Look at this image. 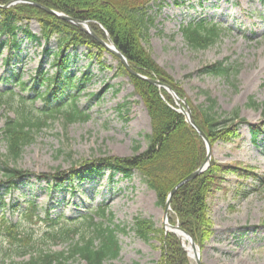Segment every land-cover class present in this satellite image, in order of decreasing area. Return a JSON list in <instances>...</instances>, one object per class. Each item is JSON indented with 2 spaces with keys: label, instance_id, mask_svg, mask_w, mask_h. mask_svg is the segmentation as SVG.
<instances>
[{
  "label": "rangeland",
  "instance_id": "374dc122",
  "mask_svg": "<svg viewBox=\"0 0 264 264\" xmlns=\"http://www.w3.org/2000/svg\"><path fill=\"white\" fill-rule=\"evenodd\" d=\"M148 13L154 23L147 47L195 104L205 103L208 94L223 110L237 109L255 125L264 122L262 107L249 105L252 98L257 103L264 102V0H161L152 3ZM201 19L219 24L223 34L209 48L194 49L187 43L182 27ZM21 26L16 42L4 43L0 48V89L20 93V82L14 79L19 74L28 84L24 94L31 104L36 95L31 87L47 90V84H40L36 79L39 69L50 75L58 72L55 64L58 42L56 38L47 43L27 37L25 29L41 34V25L35 19L24 21ZM5 39L0 36V44ZM68 54L69 68L62 74L72 77L73 84L68 83L63 98L69 100L70 94L77 95L80 107L91 118L68 126L60 118L36 134L16 164H10L28 171L30 176L13 190L0 185V210L13 222L22 221L34 201L42 221L36 219L31 223L26 219L22 224L42 241L45 232L54 229L50 226L52 220L60 218L59 223L70 224V220L79 223L86 214L107 208L113 214L112 220H103L99 215L98 221L124 229L117 231L121 245L118 258L103 264H156L162 256V241L159 237L150 241L142 239L135 224L140 217L151 219L157 228H163L165 210L139 171L124 175L105 169L82 178L77 176L64 185H56L51 180L57 171L68 172L85 161L128 157L137 152V146H140L138 152H143L148 147L146 136L152 131L145 104L130 77L119 73L118 61L112 54H102L85 46L71 49ZM218 61L233 67L231 77L201 72ZM32 104L33 113L38 115L45 102L39 99ZM14 114L8 107L0 106V130L6 117ZM240 133L232 142L216 143L213 157L221 162H240L253 167L258 176L229 174L224 182L226 188L210 197L215 233L202 250L205 264H264V131L254 136L245 124ZM6 152L1 133L0 154ZM4 160L0 155V180H6ZM37 174L49 177L39 178ZM17 203H20L19 211L14 207ZM169 218L173 221L171 211ZM70 246V241H63L59 245L39 247L67 254ZM7 247L9 243L0 239V257ZM29 258L15 255L14 261L19 263ZM63 264L88 263L76 256Z\"/></svg>",
  "mask_w": 264,
  "mask_h": 264
},
{
  "label": "trees",
  "instance_id": "16d2710c",
  "mask_svg": "<svg viewBox=\"0 0 264 264\" xmlns=\"http://www.w3.org/2000/svg\"><path fill=\"white\" fill-rule=\"evenodd\" d=\"M12 1L16 0H0V4L7 5ZM31 1L78 19L88 20L94 31L104 39L107 38L108 33L128 58L134 70L170 84L182 98L187 100L195 121L206 133L212 146L218 142L228 143L239 138L241 126L245 124L250 126L254 136L259 131H264V122L255 125L242 117L237 109L225 111L219 106L218 101L208 94L205 103L195 104L188 97L181 83L156 61L146 45L150 40V27L154 23V18L149 15L148 10L152 3L161 0ZM33 19L40 23L41 34L38 36L25 29L26 35L38 41L44 39L47 43L56 38L58 50L55 53V64L59 71L50 75L39 69L36 79L40 84H47V90L36 89V98L31 104L13 89H9L8 92L0 89V106L8 107L15 112L13 116L6 117L4 127L0 130L7 146L6 154H0L5 158L3 177L6 179L0 181V185H5L10 190L17 187L19 181L29 175L28 171L10 164L11 162L16 164L26 146L35 140L37 133L60 118H63L68 126L75 122H86L91 117L80 107L77 95L70 94L69 100L63 98L68 83L73 84L72 77L66 78L62 74L69 68L68 51L85 45L102 54L106 52V49L81 27L50 14L34 4L24 2L0 8V35L6 37L1 42L0 48L4 43L15 42L22 28L21 24ZM182 32L192 48L207 49L219 41L223 28L217 23L201 19L183 26ZM114 58L118 61L119 73L130 76L136 93L142 98L150 115L152 131L146 136L147 149L138 152L140 146H137V152L128 157L109 156L94 159L92 162L85 161L68 172L57 171L53 174V178L58 185H63L75 175L92 174L107 167L127 175L133 170H138L145 177L149 187L156 192L158 203L165 206L169 192L207 159L206 142L187 122L185 115L176 110L175 100L167 90H160L155 84L131 74L117 56L114 55ZM232 69L233 67L226 65L225 61H218L206 66L201 72L231 77ZM236 73H239L237 68ZM14 79L20 82L21 90H24L27 84L21 80V75H14ZM37 99H43L45 102L38 115L33 113L32 104ZM249 105L257 109L262 107L264 115V102L257 103L252 98ZM229 174L239 177L258 176L253 167L245 166L240 162H221L213 157L210 166L204 172L183 184L172 197L173 221L171 219L170 221L173 224L178 222L193 236L201 249L206 247L215 233L209 199L217 190L226 188L224 182ZM41 176L49 177L46 174ZM18 206L19 204H16V207ZM37 210L35 203L32 202L25 213L26 218L33 221L38 217ZM97 214L102 219L112 220L110 216L113 214H109L107 208L101 207ZM73 221L70 220V224L46 233L50 243L58 244L59 240L70 241L68 255L65 252H52L44 248H40L39 254L35 255L37 241L33 233L1 213L0 238L10 244L9 251H6L7 255L11 256L9 254L11 249H14V254L17 256L31 255L29 260L20 264H63L76 256H80L88 264H103L105 261L118 258L121 245L117 231L123 230V227L106 225L92 214L84 216L80 224H72ZM135 225L137 234L142 239L150 241L159 237L162 241V256L156 264H195L175 233L169 232L165 236V230L157 228L151 219L138 217ZM77 236H79L78 240ZM9 256L8 260L5 256L0 258V264H17L13 257L9 258Z\"/></svg>",
  "mask_w": 264,
  "mask_h": 264
},
{
  "label": "water",
  "instance_id": "95a60500",
  "mask_svg": "<svg viewBox=\"0 0 264 264\" xmlns=\"http://www.w3.org/2000/svg\"><path fill=\"white\" fill-rule=\"evenodd\" d=\"M22 2H26V3H31L34 4L42 9H44L46 12L56 15L66 21L72 22L73 24H76L77 26L81 27L85 32L89 33L90 35H92L102 46H104L109 52L115 54L120 61L122 62V64L125 66V68L132 74H134L135 76L142 78L146 81H149L155 85H157L160 89L165 88L166 90H168V92H170L174 99L175 102L178 106L177 110L182 112L185 116H186V120L189 122V124H191L200 134V136L205 140L206 145H207V149H208V155H207V159L206 161L193 173L189 174L188 176H186L183 180H181L169 193V196L167 198V201L165 203V207H164V222L166 225L172 227V228H176L179 232L175 231V230H169L166 228L167 232L168 231H173L176 234L179 235V237L181 238L182 244L183 246H185L183 238L187 237V239L190 241L191 246L193 248V250L195 251V253L193 255H191L192 257L195 258V261L197 264H203L202 258H201V254L199 252V246L197 245L196 241L194 240V238L183 228L180 227V225H172L168 222L169 220V211L171 210V200L172 197L174 195V193L185 183L189 182L190 180L194 179L196 176H198L200 173L204 172L210 165V160L212 158V150H213V146L208 138V136L206 135V133L199 127V125L196 123V121L193 118V113H192V109L190 108L188 102L185 99H182L180 97V95L178 94V92L169 84L156 79V78H151L148 77L146 75H143L137 71H135L131 65L130 62L128 60V58L124 55V53L116 46V44L113 42L112 38L110 37L109 34H107V39H104L102 37H100L92 28V26L90 25L88 20H81L75 17H72L64 12H60L57 11L55 9H52L46 5H43L41 3L38 2H34L31 0H20ZM15 2H19L18 1H12L10 2L8 5H0V7H7ZM186 247V246H185Z\"/></svg>",
  "mask_w": 264,
  "mask_h": 264
},
{
  "label": "bare ground",
  "instance_id": "6f19581e",
  "mask_svg": "<svg viewBox=\"0 0 264 264\" xmlns=\"http://www.w3.org/2000/svg\"><path fill=\"white\" fill-rule=\"evenodd\" d=\"M167 228H168L169 230H175V231L179 232L176 228H171V227L168 226V225H167ZM183 241H184L186 247L189 249L190 254L193 255V254L195 253V251L193 250L190 241L187 239V237H184V238H183ZM199 252H200V254H201V251H200V250H199Z\"/></svg>",
  "mask_w": 264,
  "mask_h": 264
}]
</instances>
